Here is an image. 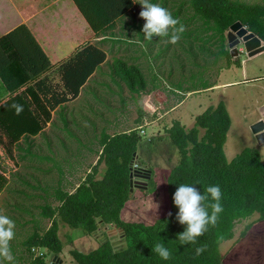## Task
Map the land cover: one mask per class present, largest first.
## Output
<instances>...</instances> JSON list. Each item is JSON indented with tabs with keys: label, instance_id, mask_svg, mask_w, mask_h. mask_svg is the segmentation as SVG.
Listing matches in <instances>:
<instances>
[{
	"label": "trees",
	"instance_id": "1",
	"mask_svg": "<svg viewBox=\"0 0 264 264\" xmlns=\"http://www.w3.org/2000/svg\"><path fill=\"white\" fill-rule=\"evenodd\" d=\"M72 1L95 34L114 28L116 20L125 16L132 7V0ZM186 3L193 17L211 25V30L220 42L219 54L227 60L226 68L231 64H239L237 58L231 62L229 51L224 46V33L235 22H240L264 43V4H248L238 0H186ZM178 13L173 16H178ZM104 60L102 51L87 46L62 64L63 92L58 94L51 107L75 99L80 88ZM50 66L25 25L0 37V80L9 95L36 80ZM115 71L131 94L139 95L145 90V78L138 67L117 61ZM44 82L36 81L35 86L46 95L47 87L42 88ZM207 88L205 86L202 89ZM27 93L36 101L34 91L26 88L24 93L11 96L0 105V129L7 146L16 144L21 136L26 140L37 135L45 124L31 111L30 103L26 100ZM13 104L22 106L19 115L12 108ZM37 105L41 110L38 99ZM42 112L47 120L48 114L44 109ZM230 125L231 120L222 101L195 116L193 126L189 129L178 121L172 122L166 134L179 158L167 177L168 214L171 212L172 215L170 217L167 214L150 225L126 223L120 219L121 210L130 195L129 175L135 171L133 166L136 164L132 160L139 148L138 133L133 130L112 136L102 134L101 152L95 165L72 193L56 191L58 206L54 209L47 206L43 208L51 220L49 227L43 234L33 233L24 242L26 250L29 252L36 247L54 256L59 254L62 244L58 237V218L68 227L80 229L88 235L95 233L99 225L113 226L122 233L125 246L119 250L113 249L109 242L101 243L87 254L71 250L70 255L76 264L225 263L219 246L233 238L235 224L254 214L258 215V222L247 225L242 232L243 237L254 225L264 223V160H261L257 150L250 148H244L233 159L226 160L223 146ZM101 164L104 170L97 179ZM180 184H194L201 194L207 186L219 185L222 192L223 211L217 223L209 225L194 244H184L177 239L186 229V225L179 224L175 218L178 209L174 206L173 195ZM6 185L7 178L0 171V193ZM157 242L163 243L170 251L169 260L161 259L152 251ZM201 246L206 250L196 255V248ZM31 264L47 263L38 257Z\"/></svg>",
	"mask_w": 264,
	"mask_h": 264
},
{
	"label": "rangeland",
	"instance_id": "2",
	"mask_svg": "<svg viewBox=\"0 0 264 264\" xmlns=\"http://www.w3.org/2000/svg\"><path fill=\"white\" fill-rule=\"evenodd\" d=\"M238 1L264 4V0ZM133 2L128 18L142 21L144 25L145 21L139 16L142 10L140 0ZM151 2L166 8L172 16L179 12L173 17L184 25L185 31L176 44L168 43L169 37L156 36V41L147 46L148 40L143 35L145 40L140 42V47H144L150 58L149 65L145 58L141 66L147 80L146 89L139 95H133L111 72L109 80L119 85L96 91L97 96L89 106L83 96L80 97L70 105V117H66L65 123L56 121L54 128H49L47 137L27 139L2 151L0 171L5 174L7 185L0 194V215H6L15 222V235L10 241L13 261L0 258V264H31L39 254L47 264L51 263L53 254L36 247L28 252L24 242L33 233L43 234L49 227L51 220L43 208L58 206L56 191L72 192L75 183L78 184L89 172L88 168L95 164L100 148L98 135L102 132L113 135L136 125L142 126L138 130L140 142L133 163L138 165L135 170L149 172L150 179L145 189L133 188L130 193L120 213L121 221L126 223L150 225L168 214L167 177L179 158L165 129L173 121H178L186 129L191 128L194 117L216 105L217 100L224 103L231 120L223 146L226 160L230 161L244 148L257 150L264 160V144H257L250 130V126L257 122L259 108L263 106L264 74L255 82L229 86L225 89L224 99H220L218 94H205L207 90L202 88L217 84L218 74L227 64L226 58L219 54L217 35L211 30V25L193 17L186 0ZM171 31L169 29V34ZM224 46L228 50L226 38ZM259 54L258 60L264 62V51ZM245 56L240 52L238 57L241 60ZM235 59L231 58V62ZM105 82L110 81L106 79ZM158 117L159 130L149 133L150 122ZM163 129L166 135L157 137ZM62 165L65 167L58 169ZM102 170L104 166L101 164L97 179ZM67 175L75 180L71 182L73 179L69 180ZM56 221L62 244V250L56 256L61 264H76L70 255L71 250L87 254L103 242H109L115 250L125 246L121 231L113 226L99 225L95 233L88 235L80 229L68 227L58 218ZM255 222H258L257 214L235 224L233 238L219 246L225 260L223 264H264V223L254 225L242 237L246 226Z\"/></svg>",
	"mask_w": 264,
	"mask_h": 264
},
{
	"label": "crops",
	"instance_id": "3",
	"mask_svg": "<svg viewBox=\"0 0 264 264\" xmlns=\"http://www.w3.org/2000/svg\"><path fill=\"white\" fill-rule=\"evenodd\" d=\"M133 6L134 2L132 0L131 9ZM130 10L125 16L116 20L114 28L104 33L95 34L72 0H0V37L6 35L20 25H25L51 65L50 68L37 77L36 80L29 83L27 86L21 87L15 93H24L26 88H31L41 106L40 110L37 105V99L35 101L29 93L25 94L26 100L30 103L31 111L38 115L41 121L45 122L42 130L37 135L30 136L28 140L38 137H47V134L50 132L49 128H51L56 121L65 123L66 117H70V105L79 101L78 99H80V97L83 96V100L86 102V105L89 106L92 103V99L95 100L97 96L96 91L108 90L111 86L115 87L118 83L109 80L108 77H110L111 72L116 76L115 66L117 61H122L127 65L138 67L147 84L145 73L141 70V66L145 63V58L147 59V64H150L149 54L144 51V47H140V42L145 40L143 39L144 34L142 32L143 23L142 21H134L132 18L129 19ZM55 12H57L58 15H56ZM47 31H50L49 34H46ZM153 41H156V36L146 42L147 46L151 45L150 43ZM261 44L263 45L264 43L261 41ZM87 46H92L102 51L105 54L104 62L94 70L93 74H91L88 80L83 84L75 99L66 101L62 104L57 103L54 107H51L53 102L57 100L58 94L63 92L60 66ZM258 57H261V55L257 54V56L255 55L253 57L245 56V58L241 60L237 57L238 65L231 64L228 68H223L218 74L217 84L211 88L202 90H207L205 94H218L221 95L220 99H224L225 89L229 86L236 85L240 82L246 84L255 82L264 74V62L259 61ZM141 58L142 60L139 61ZM106 79L110 82H105ZM36 81H45L42 88L46 89L47 87L46 95L37 89L35 86ZM122 85L126 88L124 83H122ZM196 91L197 90L192 92ZM13 95H9V93L5 91L0 80V105ZM216 102L218 103L219 101L217 100ZM261 105H264V100ZM151 107L155 110L152 105ZM42 109L48 114L47 120H45ZM153 119L154 120L150 122L151 126L149 127V133L159 130L160 118ZM259 119L260 116H258L256 121ZM139 127L142 126L136 125L122 133H129L133 130L140 133V131H138L140 130ZM165 130L163 129L157 137L166 135L164 133ZM65 131L68 132V130ZM52 133H55V131L52 130ZM102 134L112 136L105 132L100 133V135H98L99 145ZM151 137L152 136L149 138ZM24 141V136H21L16 144H22ZM9 147L10 146H7L4 133L0 129V155H2L3 150L6 151ZM100 152L101 146L98 154H100ZM87 153L90 154V151H87ZM95 159L96 156L94 161ZM94 165L93 163L90 168H88L89 172ZM61 167L64 168L65 165L59 166L58 169H61ZM84 178H81L80 182L83 181ZM68 179H73L71 182L75 180V178L71 176H68ZM80 182L78 181V184ZM78 184L75 183V187H77ZM73 191L74 189L72 192Z\"/></svg>",
	"mask_w": 264,
	"mask_h": 264
},
{
	"label": "clouds",
	"instance_id": "4",
	"mask_svg": "<svg viewBox=\"0 0 264 264\" xmlns=\"http://www.w3.org/2000/svg\"><path fill=\"white\" fill-rule=\"evenodd\" d=\"M139 4L142 6L139 16L145 21L142 32L146 40H151L154 36L169 37L168 43L171 44L180 40L185 27L166 8L152 3L151 0H140ZM169 29L172 30L171 34ZM12 108L16 110L17 115L23 110L22 106L17 104H13ZM221 198L219 185L207 186L203 194L194 184L177 186L173 195L174 206L178 209L175 218L179 224L186 225L185 231L177 237L181 243H196L197 238L207 231L209 225L214 226L217 223L219 214L223 211ZM168 215L171 217L172 213L169 212ZM14 229L15 222L6 215H0V258L9 262L14 259L10 248V241L15 235ZM205 250L203 246L197 247L196 255H201ZM152 251L163 260L171 258L170 251L163 243H155Z\"/></svg>",
	"mask_w": 264,
	"mask_h": 264
},
{
	"label": "water",
	"instance_id": "5",
	"mask_svg": "<svg viewBox=\"0 0 264 264\" xmlns=\"http://www.w3.org/2000/svg\"><path fill=\"white\" fill-rule=\"evenodd\" d=\"M225 38L229 55L233 59L237 58L240 52H244L247 57H253L264 51V44H261V40L253 33L248 32L240 22H235L228 28ZM239 46L242 48H239ZM259 116L260 119L250 126V130L257 144L261 145L264 144V105L259 108ZM135 156L134 154L132 163ZM149 179V172L131 171L129 175V193L132 192L133 188L145 189ZM141 184L143 187H140ZM50 264H61V260L55 255Z\"/></svg>",
	"mask_w": 264,
	"mask_h": 264
},
{
	"label": "built area",
	"instance_id": "6",
	"mask_svg": "<svg viewBox=\"0 0 264 264\" xmlns=\"http://www.w3.org/2000/svg\"><path fill=\"white\" fill-rule=\"evenodd\" d=\"M137 166H138V165H134L133 167L136 169ZM31 249H32V248H31ZM41 256H42L41 254L38 255V257H41ZM38 257L35 256V259L38 258ZM33 260H34V259H33Z\"/></svg>",
	"mask_w": 264,
	"mask_h": 264
}]
</instances>
